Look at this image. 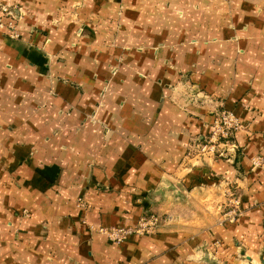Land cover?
<instances>
[{"label":"crops","instance_id":"obj_1","mask_svg":"<svg viewBox=\"0 0 264 264\" xmlns=\"http://www.w3.org/2000/svg\"><path fill=\"white\" fill-rule=\"evenodd\" d=\"M4 1L30 6L42 28L48 14L65 5ZM124 2L119 34L103 31L113 27L107 16L95 20L98 33L83 37L78 51H61L50 79L44 78L43 53L10 43L0 30V264H205L197 260L199 249L215 237L228 261L237 260L240 240L257 262L264 170H252L250 158L264 155V0ZM115 38L143 50L123 52L112 46ZM119 57L125 62L100 110L112 129L106 135L100 125L81 120ZM59 75L82 89L60 83ZM191 83L198 94L186 91ZM219 108L234 111L244 124L236 134L235 162L196 163L187 152L209 133ZM91 177L94 183L80 189ZM224 179L236 183L247 209L233 224L219 226L200 214L199 226L172 225L120 244L88 227L135 223L149 211L178 212L185 224L193 210L174 205L180 197L170 190L202 207L217 198ZM81 192L86 207L77 203Z\"/></svg>","mask_w":264,"mask_h":264},{"label":"rangeland","instance_id":"obj_2","mask_svg":"<svg viewBox=\"0 0 264 264\" xmlns=\"http://www.w3.org/2000/svg\"><path fill=\"white\" fill-rule=\"evenodd\" d=\"M4 1V0H3ZM61 1L63 5H60L59 9L55 10L53 13H49L48 17H46L47 24L44 26V28L40 27L42 24H39V27L36 26L37 21L39 18L37 17L36 13L33 11V9L28 6L22 5L18 2H6L11 6V10L13 11L14 17L12 18L13 21V28L9 27H0V30L3 32V38L7 39L10 43L14 42H20L21 47L23 45L26 46L27 51L31 52H41L43 53L44 57V66L42 67V70L44 71V75L49 78L51 77V63L55 60H62L64 57H62L61 51H66L68 49H74L75 51H78L82 48V42L81 39L85 37L86 35H93L94 33H98V28H96L93 25V22L97 20L96 22H99V19L104 20V18L107 16L106 20L107 23H112L113 27L110 29H103V31L106 32L107 35H111L113 37H116L119 32L121 31L122 27V18L125 15V11L127 9V2H124V0H59ZM116 6V8H115ZM2 16V19L9 23V19L11 15L2 14L0 11V17ZM177 16L182 18L183 12L179 11L177 13ZM30 20H33L34 22H30ZM37 20V21H36ZM25 23V32L24 34L19 29L20 23ZM36 22V23H35ZM112 43V46L116 47L119 46L123 52L130 51L132 49H136L139 51L143 50V47H132L128 43H125L121 45L119 41L115 38L110 40ZM46 44H52L54 45L58 50H55L54 52H50L47 47L45 48ZM124 59L122 57H119L116 61H113L109 63L107 70L108 74L106 77L101 79L102 85L101 90L98 93V99L93 103L90 110L84 113V118H82L81 122L88 123L91 125H100L104 130L105 134L108 135L112 129L109 127V125L105 122V120L101 119L100 116V110L103 106H105V96L106 93H108L111 85L115 82L116 78L119 76L121 70H122V64H124ZM29 63V62H28ZM144 77L143 75H141ZM60 83H64L67 85H72L78 89H82L79 84H77L75 81L71 80L68 76L65 75H59L58 77ZM98 74H95V80H98ZM188 88L186 91L190 95L198 94L201 90L200 87L196 83L188 84ZM225 108H219L215 111V113L219 110H223ZM238 153V149L235 151L234 156L231 160H228L226 156L222 157H212L214 160L222 159L224 161H227L229 163L235 162V155ZM258 155L263 154H257L254 156H251L250 163L252 161V158ZM204 161V160H203ZM201 161V162H203ZM196 162V160H195ZM200 163V162H196ZM251 169L252 170H258L253 169L252 163H251ZM94 183L93 177L83 185V182H81V188L86 190V188H89L90 185ZM231 186L236 194L241 197L238 186L233 181H221L219 185L217 186V191L214 193L217 195V198H210L206 200V204L201 202L202 207H193L191 203H189V200L186 198V193L180 190H177L175 192L171 191L174 195L178 196L183 195L180 199H172L174 202V205H176L178 202L183 203V205L191 207V210L193 212L188 215L186 223L183 224L181 220H179V214L178 212H155V211H149L144 213L142 216H148L153 213L160 216L161 223L159 228L155 233L152 235H155L157 233L162 232L166 227L172 226V225H183L188 227H195L199 226L203 223V221H195L196 215L199 217L200 214L202 215H208L211 217H214L215 223L219 226H224L226 224H233L240 220L241 218H244L246 215V208L243 206V204L240 205L239 208H236L234 205H232L229 201V196L226 194V187ZM97 188L100 190H104L105 188L103 185L97 184ZM84 192H81L79 196L77 197V203L83 204L84 199ZM180 196V197H181ZM242 199V197H241ZM204 201V200H203ZM82 205V206H83ZM86 207V205H85ZM195 214V216H194ZM141 216V217H142ZM140 217V218H141ZM139 218V219H140ZM85 223L88 225V221L85 220ZM137 223H129V222H123L119 225H109L105 227H115V226H122V225H128L133 226ZM88 227L91 229L92 232H95L97 234H100L98 232V228L101 226H90ZM207 231V230H206ZM209 231V229H208ZM102 235V234H100ZM105 237L108 241L120 244L122 242H116L113 241L106 236ZM140 236H150V235H140ZM264 237V233L262 234ZM263 240H259V245L256 244L255 246V252L258 254V261L255 262V259L252 255H250L247 252L246 245L241 244L240 240L235 241L236 248L238 249L235 253V257L237 260H229L225 257V254H221V248H222V240L220 238H216L211 242V244H207L202 246V248L199 249V257L197 260H199L202 263L205 264H230V262H233L235 264H239L241 261V264H264V238ZM208 246H212V250H208ZM225 258H224V257ZM183 264V263H179Z\"/></svg>","mask_w":264,"mask_h":264},{"label":"built area","instance_id":"obj_3","mask_svg":"<svg viewBox=\"0 0 264 264\" xmlns=\"http://www.w3.org/2000/svg\"><path fill=\"white\" fill-rule=\"evenodd\" d=\"M0 11L2 14L11 15L9 23H6L2 19V16L0 17V27L13 28L12 18L14 15L11 6L5 3V1L0 0ZM243 128V122L234 111L227 109L219 110L213 115L209 133L202 140L192 145L187 152V156L196 160V162L218 156H226L228 160H231L238 149L236 134ZM251 163L253 169L264 170V156L258 155L253 157ZM226 194L229 196L230 203L239 208L242 204V199L229 185L226 187ZM160 223V216L153 213L148 216H142L133 226H101L98 228V232L113 241L123 242L132 235H152L157 231Z\"/></svg>","mask_w":264,"mask_h":264},{"label":"water","instance_id":"obj_4","mask_svg":"<svg viewBox=\"0 0 264 264\" xmlns=\"http://www.w3.org/2000/svg\"><path fill=\"white\" fill-rule=\"evenodd\" d=\"M170 191H173V192H175V191H177V189L176 188H172ZM181 195H179V197H180ZM178 197V196H177ZM178 197V198H179ZM183 197V195L180 197V198H182Z\"/></svg>","mask_w":264,"mask_h":264}]
</instances>
